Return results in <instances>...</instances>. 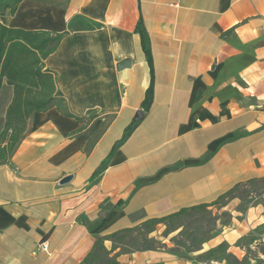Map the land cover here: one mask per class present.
<instances>
[{
  "label": "crops",
  "instance_id": "crops-1",
  "mask_svg": "<svg viewBox=\"0 0 264 264\" xmlns=\"http://www.w3.org/2000/svg\"><path fill=\"white\" fill-rule=\"evenodd\" d=\"M14 2L0 0V26L66 33L44 70L70 114L93 110L97 117L80 121L56 108L30 117L21 143L0 163V264H81L97 238L210 204L234 185L264 177V0H20L12 12ZM139 20L149 38L152 104L87 190L150 84ZM92 22L102 27L88 30ZM123 60L130 65L118 71ZM12 98L3 79L0 119ZM139 182L147 184L136 189ZM104 205L106 223L92 236L85 225ZM252 234L254 242L240 244ZM42 241L47 253L38 250ZM261 242L258 204L233 216L199 252L224 244L241 261L246 248L260 256ZM103 246L108 258L119 252L111 241ZM168 257L136 251L116 261L177 264Z\"/></svg>",
  "mask_w": 264,
  "mask_h": 264
},
{
  "label": "trees",
  "instance_id": "trees-1",
  "mask_svg": "<svg viewBox=\"0 0 264 264\" xmlns=\"http://www.w3.org/2000/svg\"><path fill=\"white\" fill-rule=\"evenodd\" d=\"M19 1L20 0H15L14 5L11 8L12 12L15 10ZM101 27V24L92 22L87 29L95 30ZM135 33L140 37L142 50L150 71V84L145 91L144 99L140 105V110L146 114L152 104L153 70L149 38L142 26L141 20L136 24ZM65 35L66 33L52 35L47 32H30L0 26V85L2 80L5 79L8 86L13 89L12 101L7 108L5 117L0 119V163L7 161L19 146L27 131L28 121L35 112H46L49 109L56 108L64 116L80 121H83L86 118L93 120L97 117L93 110H88L82 117L70 114L66 109V105L61 98L60 92L56 90L54 77L49 71L44 70V61L49 55L56 51L60 41ZM139 123L140 122H131L124 129L121 138L113 144L108 155L102 160L100 165L90 176L86 186L87 190L99 183L115 152L128 140ZM175 169H177V167H170L168 171H174ZM263 181L264 177L238 183L210 204H201L190 208H183L167 216L150 219L132 228L117 231L104 238H97L92 250L82 260L81 264H98L103 258L105 259V264H119L116 261V258L120 254H127L136 251H153L157 248L148 246L141 248V250H133L130 247H127V245L130 241V243L135 241L132 239L142 237L139 231L143 227L154 228L158 225H164L176 228L175 223L191 213L205 212L209 208H223L229 201L235 198V193L242 186ZM145 184H147V182L137 183L136 189ZM123 204L124 202H119L114 207H122ZM109 210L110 209L107 205L102 206L98 219L90 225H85L86 230L90 235L96 236L104 227ZM135 233H137V238L134 236ZM127 240L130 241L128 242ZM244 240L249 243L254 242L253 234L242 239L240 242ZM104 241H111L114 248L119 249V252L112 258H108L110 252L106 251L104 248ZM225 248L226 246L221 244L204 254L210 259L211 257L222 259L226 264H228L227 257L231 260L229 264H245L247 261L246 257H244L243 260L238 261L234 257L226 254ZM249 250V248H246V254Z\"/></svg>",
  "mask_w": 264,
  "mask_h": 264
},
{
  "label": "rangeland",
  "instance_id": "rangeland-1",
  "mask_svg": "<svg viewBox=\"0 0 264 264\" xmlns=\"http://www.w3.org/2000/svg\"><path fill=\"white\" fill-rule=\"evenodd\" d=\"M254 204L264 205V181L242 186L236 193L235 198L229 201L223 208H209L205 212H194L182 220L175 223L176 228L171 226L158 225L154 228L143 227L139 231L142 237L137 238L127 247L133 250H141L145 247L157 248L153 251L160 250L167 254L177 264H209L210 258L199 251L202 245L212 239L224 227L230 226L232 217L241 219L246 209ZM228 207V208H227ZM225 208V210H223ZM233 212V216L231 212ZM262 240V239H261ZM126 241V242H127ZM246 241L240 242L241 245ZM212 242L210 243V245ZM259 255L256 251L249 250L246 254V260H252L254 263L246 264H264V242L258 246ZM213 257H211L212 259ZM227 263L231 261L227 257ZM257 258V261L254 260ZM98 264H105V259H101Z\"/></svg>",
  "mask_w": 264,
  "mask_h": 264
},
{
  "label": "water",
  "instance_id": "water-1",
  "mask_svg": "<svg viewBox=\"0 0 264 264\" xmlns=\"http://www.w3.org/2000/svg\"><path fill=\"white\" fill-rule=\"evenodd\" d=\"M129 65H130V61H129V60H123V61H121L120 63L117 64L116 69H117L118 71H120V70H122V69H124V68H127ZM143 118H144V113H143L141 110H139V111H137V112L135 113V115H134V117H133V122H139V121H141ZM71 179H72V176H67V177L63 178V179L61 180L60 183H61V184H66V183H68Z\"/></svg>",
  "mask_w": 264,
  "mask_h": 264
},
{
  "label": "built area",
  "instance_id": "built-area-1",
  "mask_svg": "<svg viewBox=\"0 0 264 264\" xmlns=\"http://www.w3.org/2000/svg\"><path fill=\"white\" fill-rule=\"evenodd\" d=\"M38 250L40 251V252H44V253H47V251H48V246L46 245V242H40L39 244H38Z\"/></svg>",
  "mask_w": 264,
  "mask_h": 264
}]
</instances>
